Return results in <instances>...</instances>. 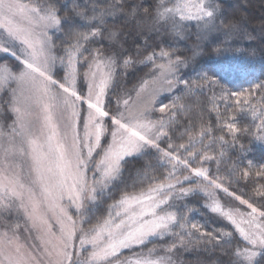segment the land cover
I'll use <instances>...</instances> for the list:
<instances>
[{"label": "snow or ice", "instance_id": "snow-or-ice-1", "mask_svg": "<svg viewBox=\"0 0 264 264\" xmlns=\"http://www.w3.org/2000/svg\"><path fill=\"white\" fill-rule=\"evenodd\" d=\"M29 3H32L33 6L29 7ZM116 3L119 5L122 0H116ZM196 7L201 11L195 15V19L203 20L205 17H213V11H203L202 4L196 5ZM168 11L169 13L173 12L172 9ZM24 14H31L28 17V23L31 25L35 22L39 28L38 31L35 28L25 30L12 25L13 19L22 17ZM180 18L190 19L193 16L190 13L189 16ZM60 24L61 20L52 11L51 0H25V2L0 0V29H4L7 37L10 38L0 45V54L14 56L21 66L19 76L9 73L6 77V80L18 84L19 87L12 92L14 99L10 101V110L15 115V121L9 126L6 133L0 130V216L5 214L10 216L13 213L22 215L30 225L27 230L37 233L40 246L46 252L48 251L47 245L50 243L48 238L51 234V227L47 224V219L51 218L48 216L49 213L59 212L60 218L67 221L72 229L76 227L77 222L67 215L61 206V201L66 200L67 207L75 209L79 214L78 219L85 215L89 201L93 204L96 203L92 195L96 192V188L89 183V177L86 175L89 169L95 177L94 184L101 185L103 189L108 186L105 184L106 181H114L119 178L120 161L142 151L151 149L159 156L166 157L167 160L160 161L165 165L169 162H176L175 156H169L168 152L158 147L159 141L166 138L167 133L159 131L157 125L149 126L147 123H139L126 126L128 118L125 113L110 115V109L103 108L101 98L105 95L108 80L102 78L101 74L95 88L88 83L90 77L93 80L97 78V73L102 67L101 64L94 62L97 57L94 56L93 60L88 61L85 65L89 69L88 72L79 73L87 85L84 92L77 94L75 90L70 91V87L65 86L66 83L71 84L76 73V65L73 64L76 57L73 52L80 54L79 63L84 64L87 56L84 55V45L81 42L88 41L98 34L93 32L91 36H79L74 42H68L67 48L57 50L51 42L48 29H59ZM148 59L151 61L152 57ZM125 63L127 64V62ZM58 69L67 72V75H63L60 80L55 75ZM92 96L95 97V102H89ZM69 98H71V103ZM241 99L245 104L249 101L247 96ZM77 101L86 105V118L93 115L98 121L106 118L109 123L115 126L110 134L113 140L117 133L127 137V148L117 151L110 147L106 151L102 150L104 158L100 160V165H104L106 162L110 163L108 171L102 172V168L92 160L93 151L88 145L87 124L83 129V135L78 136L75 132L76 114L74 108ZM236 103L239 104L240 100H237ZM119 107L117 105V108ZM124 107H127V101H125ZM53 109L60 113L64 122L65 139H68L71 134L72 143L67 150L57 139L59 133L53 125ZM156 110L164 113L165 107L160 106ZM37 111L42 113L43 123L40 127L32 125L30 120L32 113ZM142 115L145 120H150L149 112ZM37 118L40 119V116ZM122 119L125 122H122ZM93 123L96 128L95 144L99 147L100 127L95 121ZM224 127L229 126L224 125ZM154 128L159 131V135H147ZM230 131L233 134L236 133L234 127ZM166 142L171 147L170 140ZM172 167L175 168L176 163H172ZM183 168L187 170V165H183ZM101 172L102 176H98ZM192 177L208 180V176L204 172L196 171L190 176H185L184 180L179 183L182 185ZM209 185H211V181H209ZM215 187L219 188L220 185L216 184ZM257 192L264 196V191L258 189ZM155 193H162L163 198L156 200L153 191H147L138 196H125L119 205H113V208L123 207V213L117 212L113 216L110 212L107 220L90 230L93 234L91 240H79L82 248H88L91 245L92 255L88 257L86 264H102L105 261L110 264H160V261H144L138 257L130 260L121 258L119 261L115 259L120 257L121 250L139 248L147 244L149 238L161 235L160 230H168L170 225L182 227L178 224L177 218L172 214L170 208L166 206L170 201L187 196L189 193L180 191L177 184H169L167 189L162 186L156 187ZM145 195L151 200H156V203L148 204V201L143 198ZM229 195L231 194L229 193ZM240 203L244 204L245 202L241 200ZM157 209L160 211L157 212ZM212 211L220 212L219 206L214 207ZM252 212L255 213L256 209L252 208ZM221 215L235 223L227 212H223ZM193 227L201 236L206 235L199 227ZM237 227L240 235L248 244H251L253 248L259 245L264 249V239L254 238V233L249 235L239 226ZM106 229L107 231H105ZM60 231L61 236L53 245V251L59 258L57 264H72L69 249L73 245L76 233L73 230L65 231L63 225H61ZM171 234L172 232L169 231V235ZM81 235H85L83 230ZM21 248L22 246H19L17 251H20ZM168 251L171 252L172 249L170 248ZM236 255L238 257L247 255L252 258L257 253L237 252ZM29 259L32 264H36L35 257L30 256ZM10 264H26V262L18 259L15 262L10 261Z\"/></svg>", "mask_w": 264, "mask_h": 264}, {"label": "trees", "instance_id": "trees-1", "mask_svg": "<svg viewBox=\"0 0 264 264\" xmlns=\"http://www.w3.org/2000/svg\"><path fill=\"white\" fill-rule=\"evenodd\" d=\"M93 1L100 5L104 3L106 7L108 4L104 0H51L52 9L61 18L58 33L53 34L55 46L64 48L79 36H88L89 31L100 30L98 25L83 26L78 22V16L81 18L80 6ZM109 1L107 11L114 10V16L106 20L105 27H115L118 23L121 25L119 30L125 35H134L131 42L126 43L123 60L135 61L143 56L145 50L140 47L142 43L139 44L143 22L156 9L158 0H122L119 5L116 0ZM218 5L222 24L236 31V36L246 39L243 44L240 43L241 46L230 49V56L223 58L236 65L237 74L226 75L224 71L214 69L215 65L222 64L221 59L216 57L225 47L223 39L207 43L202 56L189 69L182 71V81L174 95L169 97L172 110L163 113L161 118L167 136L162 138L160 146L179 154L190 166L205 168L215 181L264 212V196L257 192L258 189L264 191V0H219ZM115 12L118 13L116 20ZM143 13L146 14L144 19ZM81 43L87 56L85 45L88 42ZM94 44L96 51L110 52L102 36ZM192 44L185 43L181 38H165L154 42L149 52L162 49L168 55L189 58ZM14 62L11 55H0V65H12ZM133 65L131 63L126 68H120L109 104L113 105L114 98L116 101L125 87L134 83L143 73V70L135 71ZM245 96L249 97L247 104L241 99ZM237 100H240L239 104ZM232 127L236 129L235 134L230 131ZM201 133L204 134L193 140ZM169 140L171 147L166 142ZM191 151L196 153L193 159L188 157ZM161 160L166 159L151 149L126 158L121 164L119 178L108 190L107 196L99 195V203L91 208V216H103L110 202H117L127 195L141 193L171 180L170 173L174 169L181 173L179 182L184 180L187 170L177 165L173 168L171 162L165 165L160 163ZM187 184L194 183L186 181L184 185ZM195 194L182 200L184 210L182 214L179 212L178 224L182 227H179L178 235L184 244H178L176 238L168 236L134 248L130 254L176 243L172 247L193 264H264V249L252 262L236 255L245 244L235 228L216 219L207 210L203 196ZM223 200L230 205L237 204L227 195ZM193 226L199 227L206 235L201 236Z\"/></svg>", "mask_w": 264, "mask_h": 264}, {"label": "rangeland", "instance_id": "rangeland-1", "mask_svg": "<svg viewBox=\"0 0 264 264\" xmlns=\"http://www.w3.org/2000/svg\"><path fill=\"white\" fill-rule=\"evenodd\" d=\"M20 2H25V0H20ZM104 2L108 3L107 7L110 6L109 0H104ZM218 2L219 0H163V2H161V0H158L156 9L153 10L149 17H146V14L143 13V19L146 17L149 21L147 20L146 22H143L144 27L142 30H140L139 33L141 38V42L139 44L142 43V46L140 45V47L142 50H145L143 52V56L141 58H137L135 61H132V59L123 60L127 48L126 43H130L132 40L131 38H134V35H125L123 31L119 30L121 25L119 26L118 23L115 24V27H105L106 20L114 16V10L107 11L108 8L104 3L101 2L102 5H100V3L96 1H93L91 3L88 2L86 5L84 4L80 6L79 11L81 18L78 16L79 24H84L83 26L98 25L97 28L100 29L89 31L88 36H91V33L93 32L97 33L98 35L86 41V43L88 42V45H85V51L88 54L87 60L84 62V64L86 65L88 61H92L93 57L95 56L97 57V59L94 62L102 65L101 69L97 73V78L93 80L90 77L88 83L92 84L93 88H95V85L99 83L101 74L102 78L108 80V86L105 89V95L101 98V104L103 108L110 109V115L112 113H125L128 118L126 126H128L129 124L139 123H147L149 124V126L155 124L157 125V128H159V131L165 132L161 119L163 117V113H160L156 109L160 106H164L165 112L172 110V104H170L171 100L169 97L174 95V91L182 81L180 74H182V71L189 69L190 66H192L196 60H198L199 56H202L207 43L215 41L216 39L222 38L225 47L222 51H219V56L216 57L218 59H221L222 64L215 65L214 69L218 68V71H224L226 75L237 74L235 72L236 65H233V63H231L230 61H226V59L223 58L230 56V54H228L230 53V49L233 48V46H241L240 43L243 44L246 39H244L245 37L243 38L236 36V31L234 32L229 26H227L226 24H222V21H220V10ZM200 4L203 5V11H213V17H205L203 20L195 19V15L201 11L200 8L196 7V5ZM32 6L33 4L29 3V7ZM169 9H172L173 12L169 13ZM52 11L56 13L55 10L52 9ZM190 13L192 14L193 18H180L181 16L187 17ZM30 15L31 14H24V16L22 17L13 19L12 25L14 27H19L25 30L35 28L38 31L39 28L37 27L35 22H33L31 25L28 23V17ZM116 15L118 16L117 12H115V20L118 18L116 17ZM56 16L61 20L57 13ZM58 30L59 29H48V34L51 37V42L56 49H59V47L55 46V43L53 42V34H57ZM100 36L103 37V40L109 47L108 49L110 52L102 53L95 50L94 46L96 43L94 44V41L98 40ZM0 37H2L0 38V45H3L6 40L10 39L7 37V33L4 31V29H0ZM165 38H181L185 43H193L192 52L190 51V57L177 58L175 57V55H168L164 53L162 49L158 50L157 52H149L150 46H153L154 42L163 40ZM16 46L19 47V45ZM64 48H67V46H64ZM73 55L76 57V59L73 60V64L76 65V73L74 74L71 84L69 85L66 83L65 86H69L70 91L75 90L77 94H81L86 90L87 85L83 82L82 77L79 75V73H86L89 71V69L88 67H85L84 64L79 63V53L73 52ZM12 57L16 61L12 65H0V85H2L0 86V130H3L5 133L7 132L9 126L15 121V115L10 110V101L14 99L12 96V92L16 91V89L19 87L18 84H13L12 82L6 80V77H8L9 73H11V75L13 76H19L21 72V66L18 64L16 58L14 56ZM149 57H152L151 61L148 59ZM125 62H127V64ZM131 63H134L132 68L134 70L136 69L135 71L143 70V73L134 83H130L125 87L122 94L116 99V101L114 98L113 105L109 104V101L112 98L111 92L113 91L115 86L117 73L119 72L121 67L126 68ZM55 75L56 78L60 80L63 78V75H67V72H62V70L58 69ZM82 99H84L83 96ZM125 101H127L126 108L124 107ZM69 102L71 103V98H69ZM89 102H95V97L92 96V98L89 99ZM117 105H119L120 107L117 108ZM85 109V104L81 103L80 101H77L75 103V132L78 136L83 135V129L85 127V124H87L89 134L88 145L93 151L92 160L96 161L97 165L102 168V172L108 171L110 163L106 162V164L100 165V160L104 158V153L102 152V150L106 151L110 147L117 151L121 148H127V137L121 133H117L115 140H113L110 134L113 132L115 126L109 123L106 118L102 121L96 120L94 115L90 116V118H86ZM145 112H149L150 120H145L143 118L142 114ZM38 116H40V119L37 118ZM52 116L53 125L56 131L59 133L57 139L61 144L64 145L65 149L67 150L72 143L71 134H69L68 139H65L64 122L61 119L60 113L58 111L53 109ZM30 120L32 125H35L36 127L42 126V113L38 111L33 112ZM94 121L96 124H99L100 127L99 147H97L95 144L96 128L93 123ZM122 122L125 121L122 119ZM159 131L154 128L152 132L147 133V135L158 136ZM203 134L204 133L196 135L193 140L198 139L199 136H202ZM160 141L158 143V147L161 150L168 152L169 156L176 157V162L171 163H176L178 168L181 169H184L183 165H187L188 174L185 176H190L191 173H194L196 171H202L208 176V180L205 181L199 177H192V179L188 181L193 182L194 184L181 185L178 180V176L181 173L179 172V170L174 169L170 173L169 178H171V180L168 179V181L162 184L156 185L155 187L133 195L138 196L147 191H153L154 195L156 196V200H160L163 198V194L155 193V188L162 186L167 189L169 184H177L180 191H187L189 193L187 196H192L193 194H195V192L196 194H201L203 196V201L207 210H209L219 221H222L225 224L234 227L241 240L244 242L245 245H243V247L240 248L238 252L246 254L256 252L258 255L261 252L262 248H260L259 245H257L256 248H253L251 244H248L247 241H245L240 235V231L238 230L237 226H239V228L243 229L244 232L249 235H252L254 233V238L264 239V215H262L264 214V212L251 205L247 200L229 191L227 187L219 183V181H215L211 176L208 175V172L205 168L190 166V164L187 163L186 160H184L185 158L183 159L182 157L178 156L179 154L173 153L169 149L162 148L160 146ZM142 152H140L139 154H141ZM195 156L196 153L194 151H191V153L188 155V157L191 159H193ZM163 158L167 160L166 157ZM124 160L120 161V171L121 164ZM102 172L98 174V176H102ZM86 175L89 177V183L93 184V186L96 188V192L92 193L96 200V203L93 204L91 203V201H89L86 206L85 215L79 217L78 219L79 214L76 213L75 209L68 208L66 200L61 201V206L66 211L67 215L71 216L72 220L77 222L76 227L75 229H72V226L68 224L67 221L60 218L59 212H57L56 214L49 213L48 216H50L51 218L47 219V224L51 227V234L48 238L50 240V243L47 245V252L43 247L40 246V240L37 238V233L27 230L30 225H28V222L23 218L22 215L13 213L10 216L7 214L0 216V264H10V261L15 262L18 259L26 262V264H32V261L29 259L30 256L36 258V264H57L59 258L53 251V245L56 244L61 236V225H63L65 231L73 230L76 233L73 239V245L69 249V255L72 257V264H86L88 257L92 255L91 245H89L88 248H82V246L79 244V240H91L93 238V234L90 230L107 220L109 218L110 212L113 214V216H115V213H123L124 211L123 207L113 208V205L120 204V201L124 198L123 197L117 202H110L107 205L108 210L103 216H91L93 210L91 208L95 207V205L99 203V195L104 194V196H107V192L110 188L113 187V185L115 184V180L106 181L105 184L108 186L102 189L101 185L94 184L95 177H93L91 169H89ZM209 181H211V185H209ZM69 183H71V180H69ZM216 184H219L220 187L216 188ZM229 193L231 195H229ZM222 194L223 198L227 195V197L234 199L237 204L230 205L226 203L222 198ZM133 195L127 196L131 197ZM185 197L186 196L178 198L174 201H170L169 205L166 206L170 208V211L176 216L178 222L179 216L184 210V203L182 202V200H184ZM143 198L147 200L148 204L150 205H154L156 203V200H151L146 195ZM241 200H243L245 203L241 204ZM216 206H219L220 212L212 211V209ZM252 208L256 209L255 213L252 212ZM159 211L160 210L157 209V212ZM179 212H181V214ZM223 212H227L231 217V220L235 221V223H232L229 219L221 215V213ZM253 217L255 218L254 220ZM179 227L180 226L178 225H170L168 230H160L162 238L161 235H158L156 237L149 238L148 242H151L153 240H161L170 236L176 238L178 244L183 243L181 237H179L178 235L180 232ZM177 229L178 231H176ZM82 230L85 235H81ZM105 231H107V229ZM169 231L172 232L171 235H169ZM173 238L172 240H174ZM174 244L176 243H172L171 246H167L164 248H153L148 251L131 254L130 252H132L134 248L124 249L121 250L120 257H117L115 259L119 261L121 258H123V260H130L138 257L144 261H160V264H193L186 261L181 252L176 251V248L172 247L174 246ZM19 246H22V248L20 249V251H17ZM170 248L172 249L171 252L168 251ZM49 253H51V255H49ZM256 256L249 258L247 255H245L242 256V258L247 262H252ZM102 264H110V262L105 261L102 262ZM197 264L211 263L202 262Z\"/></svg>", "mask_w": 264, "mask_h": 264}]
</instances>
